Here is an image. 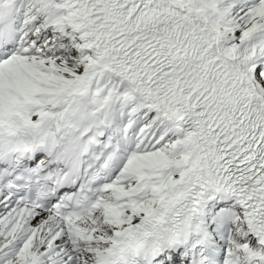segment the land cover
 Masks as SVG:
<instances>
[{
  "label": "snow or ice",
  "instance_id": "snow-or-ice-1",
  "mask_svg": "<svg viewBox=\"0 0 264 264\" xmlns=\"http://www.w3.org/2000/svg\"><path fill=\"white\" fill-rule=\"evenodd\" d=\"M0 264H264V0H0Z\"/></svg>",
  "mask_w": 264,
  "mask_h": 264
}]
</instances>
